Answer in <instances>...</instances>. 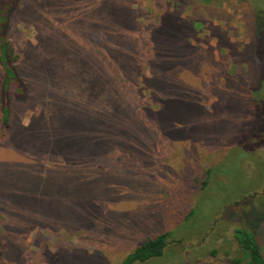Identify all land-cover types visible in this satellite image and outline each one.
<instances>
[{"label": "rangeland", "instance_id": "obj_1", "mask_svg": "<svg viewBox=\"0 0 264 264\" xmlns=\"http://www.w3.org/2000/svg\"><path fill=\"white\" fill-rule=\"evenodd\" d=\"M79 1L12 3L16 13L7 36L24 68L17 64L21 104L16 100L14 122L20 121L0 142V225L5 213L6 224L13 227L3 241L0 229V264H116L144 236L161 231L168 233L166 249L153 264H230L238 253L232 231L243 224L239 212L251 221L264 256V146L256 142L264 134V112L254 117L251 132L235 111L222 106L235 82L247 97L244 88L254 69L243 54L250 38H264V0H130L137 27L151 28L145 50L156 54V62L147 64L160 73L158 82H150L158 87L159 100L154 105L144 100L151 97L146 88L153 75L146 71L142 87L132 89L133 97L111 100L101 123L97 114L96 125L90 126L94 118L88 124L80 98L92 100L87 93L93 91L89 86L82 91L68 67L77 62L85 69L88 52L98 50L84 48L94 29L92 16L83 22L88 31L74 33L83 28L75 7ZM84 5L87 12L88 5L101 10L96 0ZM156 27L157 36H152ZM173 33L170 45L167 37ZM113 48L126 59L132 54L121 44ZM198 66L205 71V87L214 84L220 90L206 98L196 116L197 123L203 124L202 118L210 123L207 133L194 132L189 114L194 99L177 78L185 72L188 76L181 78L196 83ZM233 71L237 76L227 78ZM229 115L236 118L232 127ZM248 119L246 126L252 123ZM221 122L225 127H212ZM225 133L235 139L228 142ZM185 152L190 157L184 158ZM209 156L217 158L212 164L217 196L207 191L174 196L180 167L188 163L200 174L197 161L207 164L202 158ZM45 162L57 172H42ZM85 182L91 192L83 195ZM173 198L178 205L189 200L191 219L184 222L178 208L151 217ZM235 198L244 199L235 205L237 201L230 202ZM148 213L143 225L133 229Z\"/></svg>", "mask_w": 264, "mask_h": 264}, {"label": "trees", "instance_id": "obj_2", "mask_svg": "<svg viewBox=\"0 0 264 264\" xmlns=\"http://www.w3.org/2000/svg\"><path fill=\"white\" fill-rule=\"evenodd\" d=\"M16 0H6L5 7L2 8L3 0H0V11H5V14L0 12V142L1 140L11 131L10 129L18 125V122H14V113L17 110V101L19 99L17 93L21 88L20 81L18 80V67L21 64L22 69L24 68V59L21 61L20 56L14 51L11 42L8 40V22L11 18L12 10L14 6L12 3ZM76 1V0H75ZM204 1V0H200ZM89 2H95V0H81L78 3H75L76 10L80 11V15L82 21L80 22V27L82 29L74 30V33L78 36L80 33L88 31L87 23L83 22L89 18L93 17V28L89 37H86L84 42V48L88 47H97V51H93V53L88 52V57L84 58L87 63H90L88 67L85 69L77 62H73L68 65L71 69L70 77H74L79 80L82 91L83 88L89 86L93 91L92 93H87L93 99L90 101H86L85 98H80L83 102V110L84 116L89 117L88 124L94 118V123L96 125V115L99 114L98 123L100 124L102 121L103 114L106 112L108 108L109 102L118 101L123 98L133 97L130 96L132 93V89H139L142 87V82L144 80V72L149 71L150 74H153L149 79L150 82H158L160 73L154 66L149 65L148 62H156L154 58L156 54H150L145 50V46L149 47V37L146 33H149L148 30L151 28H146L145 31L140 30L137 24L134 22V13L132 7L130 8V0H96L101 6V10L97 9L95 5H88V10L85 8L84 4ZM11 3V4H7ZM253 12V7L251 10V14ZM75 20V19H74ZM74 21H72V26ZM157 24V23H156ZM157 26V25H154ZM174 28H177L176 25H173ZM250 32L254 29V25H250ZM76 28V27H74ZM157 27L153 29L151 32L152 36H157L156 31ZM251 36V35H250ZM126 37H131L130 39L134 40L133 42H128ZM112 39L115 41H112ZM251 45L250 47H245L243 57L245 63L251 64L253 66L252 77L250 83L248 84L245 92L247 97L245 99L241 96L242 87L239 83L235 82L234 89L228 94L226 102L222 103L224 107H229L231 112L235 111L238 117L244 122V126L249 128L252 132V124L254 117L257 115L260 117L264 112V38H260L258 40L250 38ZM167 41L170 42V45H174L172 42H175L174 33L170 34V37H167ZM123 45L125 48L132 50V54L129 55L128 59L124 54H119L113 48H119V44ZM184 46L188 48V42H184ZM166 44V43H165ZM176 46V45H175ZM179 47V46H177ZM183 49L182 47H179ZM261 48V49H260ZM189 49V48H188ZM21 61V62H20ZM199 67V66H198ZM203 68V66H201ZM21 69V70H22ZM200 69V78L197 79L196 83L192 84L188 80H183L181 77L183 75L188 76V73H181L177 78H180L182 84H184L186 90L184 92H189L194 102V107L191 111L190 116L193 119L194 123V132H202L207 133L210 131L209 125L210 123L206 122V118L203 119V124L197 123L196 116L202 113L201 105H204V101L206 98L212 95H218L220 90L217 89L216 85L205 87L204 81V70L203 74ZM225 71V70H224ZM223 71V73H225ZM213 72V71H212ZM202 75V76H201ZM234 77L237 76L235 71L231 74ZM208 75H205V78ZM226 78V76H224ZM214 78V75H212ZM81 79L84 80L83 84H81ZM18 80V81H17ZM225 80V79H224ZM261 85V86H260ZM151 94V97H146L144 100H149L151 105H154L159 100L160 91L157 86L152 83L147 84V88ZM85 92V91H84ZM86 93V92H85ZM100 94L103 96L99 97ZM141 99V98H139ZM17 100V101H16ZM112 100V101H111ZM20 103V102H19ZM114 103V102H113ZM21 104V103H20ZM252 118L247 127L248 117ZM236 118L232 115L228 116L229 123L231 127L233 123L236 121ZM238 119V118H237ZM13 124V126H12ZM22 125V123H21ZM226 124L217 123L214 126L225 127ZM229 127V128H231ZM246 135H248L249 139L254 138L252 133L245 131ZM264 133V130H263ZM92 134L89 130H87L86 138L88 142H92L93 139L90 137ZM94 136V135H93ZM235 135L230 139L229 134H224V139H230L228 142L233 141ZM261 142L264 146V134L257 136L256 142ZM184 158L190 157L186 152L182 155ZM192 157V156H191ZM209 162L207 164L199 165L200 160L197 161V166L199 167L200 174H198L195 170L190 168V164L186 163L184 167H180V182L179 185H175V190L171 191L174 196L177 193H182L183 191H195L197 194L200 192H205L213 194V197H216L218 192L215 193V190L212 189V183L215 179V176H212V167L213 163L216 162L217 158H213L209 156L207 158ZM196 162V161H195ZM195 164V163H194ZM54 169L57 170L55 166L50 167L48 162L42 165V172H51L55 173ZM182 182V183H181ZM181 183V184H180ZM90 183L85 182L82 187V193L88 194V190L91 192ZM177 187V188H176ZM195 189H193V188ZM211 197V198H213ZM210 198V197H209ZM174 199V198H173ZM244 199V198H243ZM242 198H235L231 201L234 202L235 205L240 203L243 200ZM167 199L165 202L168 203L169 206H165L163 208H156L154 210V215L152 218H156L163 213H171L176 212V209H179V214L183 218L184 222H187L194 215V210L190 205L189 200H185L182 205H178V203L173 200V202H168ZM175 201V202H174ZM171 207V208H170ZM248 209V208H247ZM252 210V207L249 205V209ZM239 215L242 219L243 224L234 228L232 231L233 240L237 246V255H235L232 259H230V264H264V256L262 254L260 245L255 237V231L252 229L251 221L245 216L243 213L239 212ZM2 220L0 229L3 227L4 236L2 241L5 240L8 236H11L13 227L10 226L9 223L6 224V217L8 214H1ZM150 217V214H146L139 222H136L133 229H138L143 223ZM247 219V220H246ZM7 225V226H6ZM132 229V230H133ZM168 233L166 232H158V233H150L142 238V240L135 246L127 255H125L119 262L116 264H153L156 260L161 259L164 256V251L166 249ZM3 257V254L0 252V260Z\"/></svg>", "mask_w": 264, "mask_h": 264}]
</instances>
